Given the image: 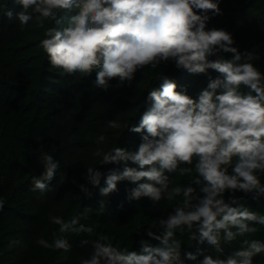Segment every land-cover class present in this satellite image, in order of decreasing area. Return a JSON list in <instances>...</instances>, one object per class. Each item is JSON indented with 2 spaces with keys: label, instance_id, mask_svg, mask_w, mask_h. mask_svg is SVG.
<instances>
[{
  "label": "clouds",
  "instance_id": "9594fccd",
  "mask_svg": "<svg viewBox=\"0 0 264 264\" xmlns=\"http://www.w3.org/2000/svg\"><path fill=\"white\" fill-rule=\"evenodd\" d=\"M221 0H14L19 10L7 9L4 16L15 18L21 30L30 21L43 28L38 47L47 55L50 66L73 83L95 73L93 87L108 91L131 82L145 68L155 70L172 62L178 70L209 76L207 87L197 98L179 89L172 78L158 74L161 83L148 92V107L138 125L123 126L141 134L135 150L113 146L107 151L97 147L92 156L99 165L123 164L106 174L89 166L85 179L99 188V207L64 219L49 215L51 241L38 238L36 243L52 251H71L69 235L86 234L80 247L91 246L79 264H254L253 258L264 254V241L249 239L264 226V214L243 203L237 192L264 196V72L253 63L254 52L236 46L233 35L225 29H208L212 17L222 14ZM74 11L67 22L59 13ZM45 22H54L45 27ZM224 54H230L225 57ZM209 56L217 57L209 60ZM241 86L247 89L240 91ZM109 129L120 130L118 119L110 120ZM107 137L100 134L97 144ZM43 172L32 176V191L53 192V181L61 164L48 152H41ZM137 167L129 166V163ZM173 176L188 177L187 186L173 183ZM104 177V186L100 187ZM64 173H60L63 182ZM135 185L127 198H148L154 204L177 201L166 217L151 220L146 236L139 241V251L114 243L110 234L97 232V225L81 223L95 211L106 210L103 199L117 191L120 182ZM91 196L86 185H79ZM199 189V191H197ZM228 198L225 199V194ZM6 200L0 197V212ZM142 227L138 226L137 231ZM157 229V231H153ZM196 242L195 251L183 253L182 239ZM95 237V239H92ZM239 240L240 246L226 256L224 245ZM16 243H19L17 241ZM207 245L217 255L206 254ZM203 257L198 260V257Z\"/></svg>",
  "mask_w": 264,
  "mask_h": 264
},
{
  "label": "trees",
  "instance_id": "16d2710c",
  "mask_svg": "<svg viewBox=\"0 0 264 264\" xmlns=\"http://www.w3.org/2000/svg\"><path fill=\"white\" fill-rule=\"evenodd\" d=\"M220 8L222 14L212 17L207 28L229 31L235 40L233 46L241 52L257 54L258 59L253 63L264 72V0H221ZM7 9L15 13L19 8L14 0H0V197L6 200L0 212V264H79V258H86L92 251L90 245L79 246L81 239L88 238L86 234L68 236L73 245L69 252L44 249L36 240L51 241L52 232L58 229L49 222L50 214L69 219L86 207L93 210L99 207L102 198L99 188L85 179L87 167H98L106 174L112 168H122L123 164L99 165V158L93 157L92 152L97 147L107 151L115 145L129 150L138 147L141 134L123 126L127 122L129 127L138 125L148 107V92L161 83L158 74L174 79L178 90L186 89L194 99L207 87L209 76L216 78L219 74L211 69L208 75L189 74L168 62L155 70L145 68L137 72L131 85L125 83L117 88L118 81L112 80L113 87L108 91L93 87L95 73L73 83L71 77L50 66L47 55L38 47L44 29L36 27L33 20L21 30L15 18L8 20L4 16ZM74 14V11L60 12L59 18L66 23ZM53 25L54 22H45V27ZM216 58L208 57L210 61ZM240 91L247 89L241 86ZM114 119L120 121V130L106 127ZM100 134L107 140L98 145L96 137ZM45 151L60 162L61 169L52 182L54 191L41 194L31 190V178L43 172L40 155ZM61 172L63 182L58 183ZM172 179L174 184L187 186L189 178L173 176ZM261 179L264 182V177ZM81 184L89 188L91 196L81 192ZM132 187L135 185L128 181L118 183L117 191L103 198L105 212L96 215L93 211L81 223L97 225V232L110 234L114 243L118 241L130 251L138 252L141 239L158 243L146 236L151 220L166 217L178 200H162L159 204L148 198L130 201L127 196ZM228 195L225 194V199ZM235 195L243 197L242 202L252 210L264 214V196L253 199L251 194ZM258 227L257 233L246 238L264 241V226ZM179 238L183 241L182 258L183 253L195 251L196 242L190 241L187 234ZM239 246V240L224 245L221 255L226 256ZM201 247L207 249L206 254L217 255L206 244ZM253 260L254 264H264V254ZM185 264L196 262L185 260Z\"/></svg>",
  "mask_w": 264,
  "mask_h": 264
}]
</instances>
